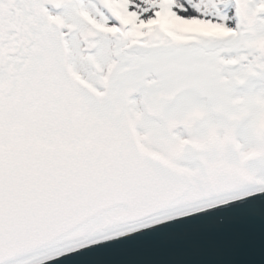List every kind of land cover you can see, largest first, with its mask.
Instances as JSON below:
<instances>
[{"label":"snow or ice","instance_id":"6c2138e0","mask_svg":"<svg viewBox=\"0 0 264 264\" xmlns=\"http://www.w3.org/2000/svg\"><path fill=\"white\" fill-rule=\"evenodd\" d=\"M0 264H264V0H0Z\"/></svg>","mask_w":264,"mask_h":264},{"label":"water","instance_id":"95a60500","mask_svg":"<svg viewBox=\"0 0 264 264\" xmlns=\"http://www.w3.org/2000/svg\"><path fill=\"white\" fill-rule=\"evenodd\" d=\"M172 250H153L140 253H132L124 257L125 259L130 260H159L167 258L171 254ZM241 260H259L260 257L258 254L252 255L248 253H241L238 257Z\"/></svg>","mask_w":264,"mask_h":264}]
</instances>
